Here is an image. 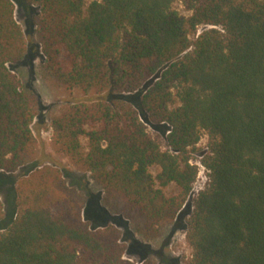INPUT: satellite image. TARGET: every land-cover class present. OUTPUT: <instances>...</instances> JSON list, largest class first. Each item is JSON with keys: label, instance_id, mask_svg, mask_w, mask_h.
<instances>
[{"label": "trees", "instance_id": "1", "mask_svg": "<svg viewBox=\"0 0 264 264\" xmlns=\"http://www.w3.org/2000/svg\"><path fill=\"white\" fill-rule=\"evenodd\" d=\"M14 1L0 0V185L36 147L32 95L8 68L27 47ZM24 1L39 11L46 78L83 92L142 88L143 120L116 99L51 120V145L89 173L104 205L156 238L192 190L190 154L205 133L209 185L186 223L190 264H264V0ZM144 122L167 127V149ZM10 196L7 212L0 200V264H135L115 226L84 220L82 195L55 164L37 165Z\"/></svg>", "mask_w": 264, "mask_h": 264}, {"label": "rangeland", "instance_id": "2", "mask_svg": "<svg viewBox=\"0 0 264 264\" xmlns=\"http://www.w3.org/2000/svg\"><path fill=\"white\" fill-rule=\"evenodd\" d=\"M23 1V0H22ZM14 1V16L20 25L26 50L21 58L8 64V68L20 81L22 89L32 95L35 117L31 123V129L35 137L36 147L33 159L13 172L11 177L13 184L0 185V200L7 212L8 204L14 197L10 196L11 188L14 190L18 181L28 172L40 164H55L62 171L69 187L79 192L83 197L82 216L91 227H103L113 225L119 230L120 242L124 246V258L135 264L142 260L152 259L157 264H190L192 250L187 244L185 237L186 223L193 210V201L196 193L209 185L208 171L200 166L203 154L207 150L208 138L205 133L196 146L197 153L190 154V162L198 168L197 176L189 196L180 209L175 219L166 224L160 234L154 239H144L133 229L129 219L120 212L110 211L103 203L102 189L90 178L88 172L78 169L70 163L68 158L58 153L52 144V118L64 107L75 103H91L97 100H123L130 103L143 115L138 101L142 88L134 92H83L77 88H67L46 78L42 74L43 57L41 56L40 43L36 33L35 21L39 15L36 7H27L24 3ZM90 1V0H87ZM174 7L181 13L187 11L180 2H175ZM205 26H200L199 31ZM209 27V26H206ZM144 89V88H143ZM147 132L157 140L160 148H166V128H156L144 122ZM10 178H5L8 181Z\"/></svg>", "mask_w": 264, "mask_h": 264}, {"label": "built area", "instance_id": "3", "mask_svg": "<svg viewBox=\"0 0 264 264\" xmlns=\"http://www.w3.org/2000/svg\"><path fill=\"white\" fill-rule=\"evenodd\" d=\"M200 166H202L201 164H200ZM203 167V166H202Z\"/></svg>", "mask_w": 264, "mask_h": 264}]
</instances>
